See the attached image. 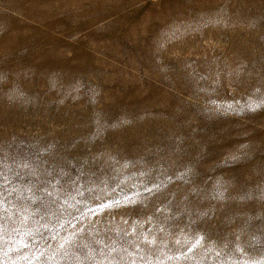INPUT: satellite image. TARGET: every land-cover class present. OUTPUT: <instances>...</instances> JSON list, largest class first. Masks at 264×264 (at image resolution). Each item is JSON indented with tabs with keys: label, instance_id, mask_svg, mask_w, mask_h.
Instances as JSON below:
<instances>
[{
	"label": "rangeland",
	"instance_id": "obj_1",
	"mask_svg": "<svg viewBox=\"0 0 264 264\" xmlns=\"http://www.w3.org/2000/svg\"><path fill=\"white\" fill-rule=\"evenodd\" d=\"M0 264H264V0H0Z\"/></svg>",
	"mask_w": 264,
	"mask_h": 264
},
{
	"label": "snow or ice",
	"instance_id": "obj_2",
	"mask_svg": "<svg viewBox=\"0 0 264 264\" xmlns=\"http://www.w3.org/2000/svg\"><path fill=\"white\" fill-rule=\"evenodd\" d=\"M198 244H199V241L197 240V241H196V244H195V245H193V247H195V246H196V245H198Z\"/></svg>",
	"mask_w": 264,
	"mask_h": 264
}]
</instances>
